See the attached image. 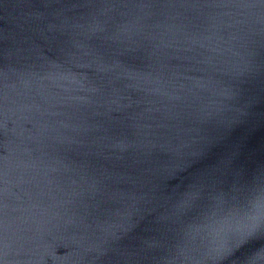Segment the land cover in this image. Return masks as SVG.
Masks as SVG:
<instances>
[{
	"label": "water",
	"instance_id": "95a60500",
	"mask_svg": "<svg viewBox=\"0 0 264 264\" xmlns=\"http://www.w3.org/2000/svg\"><path fill=\"white\" fill-rule=\"evenodd\" d=\"M0 264H264V0H0Z\"/></svg>",
	"mask_w": 264,
	"mask_h": 264
}]
</instances>
